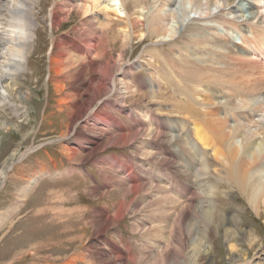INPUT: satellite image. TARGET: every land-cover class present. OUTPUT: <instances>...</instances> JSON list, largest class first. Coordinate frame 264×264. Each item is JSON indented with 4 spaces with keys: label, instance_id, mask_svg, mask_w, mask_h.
Listing matches in <instances>:
<instances>
[{
    "label": "bare ground",
    "instance_id": "1",
    "mask_svg": "<svg viewBox=\"0 0 264 264\" xmlns=\"http://www.w3.org/2000/svg\"><path fill=\"white\" fill-rule=\"evenodd\" d=\"M57 4H60V8L56 9ZM48 5L51 9L46 18L51 34L69 23L70 9L67 8H79L77 14L80 12L86 20V24H81L86 28L77 30L75 36L63 35L56 40L52 35L49 54L47 53L51 78L57 77L58 74L65 75L59 81L54 79L53 86L61 87L65 82L70 83L71 91L60 103L63 105L65 100H74L68 107V128L74 123L77 124L83 117L85 122L93 118L92 122H102L105 131L112 134V137L108 136V142L101 147L102 150L114 143L117 135L112 132L115 131L114 128L122 131L123 125L112 116L105 114L102 117L100 112H92L91 108L96 100H101L99 91L111 96L117 89V82L112 74H104L110 71L109 61L113 49L117 47L119 59H124L128 49L133 48L130 41L137 38L140 40L139 45H145L142 54L148 55L159 64V69L156 67L154 74L165 87L164 90L170 91L169 94L176 97L177 101L173 100L174 105L172 104L174 109L185 121L190 122L187 123L191 126V134L203 148V152L199 153L191 146V143H188L191 137L189 134L186 140H181L172 136L167 129L157 128L160 123L170 121L168 115L150 109L159 99L154 90H145L140 94L139 91L145 87L150 89L145 81L134 82L136 91L127 86L128 82L127 85L123 84L128 92L122 96V101L129 97L137 98L138 103V100L141 102L150 98L146 103L150 108H147L145 113L140 114L141 107H135L136 109L128 112V117L138 118L135 122L138 129L130 128L129 137L135 139L139 134L148 131L149 141L143 143H149L160 155L167 156L171 154L163 143H171L174 139V143L184 144V147L189 148L188 163L197 169L191 171L190 175V167L181 165L187 158L180 154L178 157H172L178 169L176 168V173L172 172V179L165 177L166 188L156 184L151 187L156 190V194L153 200L147 202L146 209L149 208L150 219L159 223L168 220L170 225H174L172 229L177 231L187 222L191 221L193 224L196 220L210 227L215 216L210 198L215 189L208 183L205 184L203 179L207 166L210 165L208 156L211 163L214 161L218 165L212 168L217 176L218 186L237 193L250 207L255 218L264 223V69L260 68V57L264 54V49L261 48L264 46V0H51L50 3H45L44 0H0V109L8 108L14 115H18L19 110L9 104L8 96L12 91H18L15 81L23 75L30 63L33 44H37L34 49L38 53L45 48V45L41 44L43 33L40 28L35 29L34 22L46 11ZM111 14L117 19L112 20ZM99 15L101 20H98ZM37 23L40 26L39 22ZM114 26H118V29ZM32 37L36 39L32 40ZM103 59L107 63L101 65L100 61ZM124 66H119L116 70L128 74V69ZM21 96L20 99H23L24 96ZM161 103L156 104L162 107ZM111 107L112 102L104 104L106 110ZM178 125L184 124L176 123V126ZM129 143L128 140L127 144ZM138 148L141 147H135ZM196 153L200 154L203 161L192 157ZM144 156L148 158L147 164L139 158L135 161L141 169L132 166L126 158L123 161L110 158L100 163L110 165L114 169L118 167L126 173L130 183L132 182L129 193L138 195L142 189L140 175L151 174L153 166L150 162L154 160L155 155L148 152ZM165 159L158 158L155 166L156 173L161 176L163 172L160 167H168V161ZM37 178H33L28 186L33 185ZM192 178L195 183L194 191L191 182L188 183ZM177 182L183 184L181 193L190 197L188 202L173 198ZM197 204L201 207L198 208ZM155 207L159 208L154 209ZM94 219L102 226L99 227L105 230L114 218L108 216L105 210H101ZM229 231L230 229L226 230V233ZM232 241L233 238L229 239V242ZM181 243L179 239L178 245L181 246ZM260 243L264 244V241L259 240V236L254 233V238L248 244L249 250L244 252L229 246L232 264L264 261V250H258L250 259L251 252L256 250ZM190 244L193 246V252L185 264H196L201 249L204 254L211 252L205 238L194 239ZM173 252L165 255L163 253L159 264H168L169 260H172V264H177L179 253ZM119 256L122 258L121 252L117 255Z\"/></svg>",
    "mask_w": 264,
    "mask_h": 264
},
{
    "label": "rangeland",
    "instance_id": "2",
    "mask_svg": "<svg viewBox=\"0 0 264 264\" xmlns=\"http://www.w3.org/2000/svg\"><path fill=\"white\" fill-rule=\"evenodd\" d=\"M44 1L50 3L51 0ZM58 7L60 8V4L56 5V9ZM50 9L48 5L46 11L34 22L35 29L40 28L43 33L41 44L45 45V48L38 53L34 49L37 44H33L30 63L23 75L15 81L18 91L14 90L8 96L7 101L19 110V114L14 115L8 108L0 109V264H159L163 253L172 254L173 251L179 253L177 264H183L189 261L193 252L191 241L203 238L211 252L204 254L201 249L196 264H232L229 246L244 252L249 250L248 244L254 238V233L263 242L264 223L255 218L250 207L237 193L232 189L218 186L217 176L212 169L218 165L214 161L211 163L207 155L210 165L207 166L203 179L205 184L208 183L215 189L210 198L215 213L210 227L195 219L194 225L191 221L187 222L178 232L172 229L174 225H170L168 220L159 223L150 219L149 208L146 207L156 194V190L151 187L156 184L158 187L166 188L165 177L172 179L173 173H176V168L178 169L172 157L183 155L187 158L181 165L190 167L188 169L190 175L191 171L197 169L188 163L189 148L184 147V144L174 143V139L171 143H163L171 154L167 156L160 155L149 143H143L149 141L148 131L146 134H139L140 137L137 136L135 139L129 137L130 128L138 129L135 123L138 118L128 117V112L135 107H141L140 114L145 113L150 108L146 104L150 98H145L141 102L138 100V103L137 98L128 97L129 99L122 101V96L128 92L123 84L129 83L127 86L134 91V82L145 81L150 89L145 87L139 91L140 94L145 90L146 92L154 90L159 99L150 109L168 115L170 121L160 123L157 128L167 129L172 136L181 140H186L189 134L191 137L188 143H191L199 153L203 152V148L191 134V126L188 124L190 122L185 121L174 109L173 100L176 102V97L169 94L170 91L164 90L165 87L154 74V69L156 67L159 69V64L148 55L142 54L145 45H139L140 40L137 38L130 41L133 48L128 49L124 59H119L117 47L113 49L109 61L110 71L104 74H112L117 82V89L111 96L99 91L101 100H96L91 108L92 112H100L99 115L102 117L105 114L112 116L123 125L122 131L114 128L115 131L112 132L117 135L118 140L115 137L114 143L102 150L101 147L108 142V136L112 137V134L105 131L102 122H92L93 118L85 122L83 117L77 124L74 123L68 128L70 126L67 125L70 121L68 107L74 100L70 101L71 103L65 100L67 103L64 102V106L60 104L64 101L65 95L70 93L71 87L69 82H65L61 87L52 84L54 79L59 81L65 75L58 74L54 78L49 75V42L53 37L59 40L63 35L75 36L77 30L86 28L81 25L86 24V20L80 12L77 14L79 8L75 6L67 8L70 9L69 23L51 34L46 18ZM98 17V20H101V16ZM115 17L111 14L112 20H116ZM96 23L98 25V22ZM115 27L118 29V26ZM261 48L264 49V46ZM260 59V68L264 69V54ZM100 63L102 65L107 61L103 59ZM119 66L120 68L124 66L133 76L117 71ZM20 96L21 98L24 96L23 99H20ZM103 102H106L104 104L112 102L113 107L106 110ZM156 103H161L162 107ZM63 107L65 109H62ZM176 123L184 125L176 126ZM124 140L127 143L129 140L130 143L127 144ZM137 146L141 148L135 149ZM148 152L155 155L154 160L150 162L153 169L151 174L140 175L142 189L138 195L129 193L132 182L130 183L126 173L120 171L118 167L114 169L110 165L100 163L110 158L120 161L126 158L136 167L138 163L135 161L138 158L147 164L148 158H145L144 154ZM192 157L203 161L198 153ZM158 158L159 160L166 158L170 168L162 165L160 167L162 176L156 173ZM36 177H38L36 182L28 186ZM190 182L194 191L193 178L188 183ZM182 186V183L177 182V190L172 196L177 201L188 202L190 197L181 193ZM199 206L197 204L198 208ZM101 210H105L108 216L114 218L107 224L105 230H102L100 228L102 226L94 219ZM229 229L227 234L226 230ZM231 238L233 241L229 242ZM179 239L182 241L181 246L178 245ZM174 244L176 246H173ZM258 250H264V244L260 243L257 249L251 252L250 259ZM119 252L122 253V258L117 257ZM168 264H172V260H169ZM254 264H264V261H255Z\"/></svg>",
    "mask_w": 264,
    "mask_h": 264
},
{
    "label": "water",
    "instance_id": "3",
    "mask_svg": "<svg viewBox=\"0 0 264 264\" xmlns=\"http://www.w3.org/2000/svg\"><path fill=\"white\" fill-rule=\"evenodd\" d=\"M25 155V154H24Z\"/></svg>",
    "mask_w": 264,
    "mask_h": 264
}]
</instances>
